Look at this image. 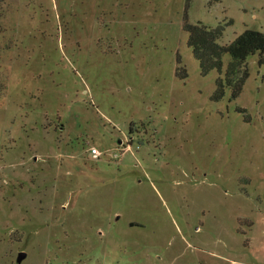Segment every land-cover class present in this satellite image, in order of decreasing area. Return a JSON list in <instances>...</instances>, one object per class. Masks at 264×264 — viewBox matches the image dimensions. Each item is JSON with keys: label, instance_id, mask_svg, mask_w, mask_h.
Segmentation results:
<instances>
[{"label": "rangeland", "instance_id": "1", "mask_svg": "<svg viewBox=\"0 0 264 264\" xmlns=\"http://www.w3.org/2000/svg\"><path fill=\"white\" fill-rule=\"evenodd\" d=\"M186 23L264 0H0V264H264V66L213 100Z\"/></svg>", "mask_w": 264, "mask_h": 264}, {"label": "trees", "instance_id": "2", "mask_svg": "<svg viewBox=\"0 0 264 264\" xmlns=\"http://www.w3.org/2000/svg\"><path fill=\"white\" fill-rule=\"evenodd\" d=\"M184 31L188 34L187 46L198 62L201 76H207L212 71L220 74L223 57L228 55L230 58L223 78L216 80L213 100L221 99L225 88L230 89L232 99L239 96L248 78L246 61L249 57L257 55L258 66H264V33L262 32L245 30L232 43L220 45L218 40L223 35L221 25L208 29L201 23L194 25L186 23Z\"/></svg>", "mask_w": 264, "mask_h": 264}, {"label": "water", "instance_id": "3", "mask_svg": "<svg viewBox=\"0 0 264 264\" xmlns=\"http://www.w3.org/2000/svg\"><path fill=\"white\" fill-rule=\"evenodd\" d=\"M26 257V254L23 252H20L17 256V263H21Z\"/></svg>", "mask_w": 264, "mask_h": 264}, {"label": "built area", "instance_id": "4", "mask_svg": "<svg viewBox=\"0 0 264 264\" xmlns=\"http://www.w3.org/2000/svg\"><path fill=\"white\" fill-rule=\"evenodd\" d=\"M89 152L92 154L93 157H98L100 155V152H98L95 148H90Z\"/></svg>", "mask_w": 264, "mask_h": 264}]
</instances>
